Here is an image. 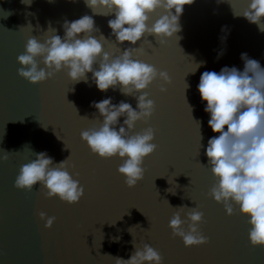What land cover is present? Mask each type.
Wrapping results in <instances>:
<instances>
[{
	"label": "water",
	"instance_id": "obj_1",
	"mask_svg": "<svg viewBox=\"0 0 264 264\" xmlns=\"http://www.w3.org/2000/svg\"><path fill=\"white\" fill-rule=\"evenodd\" d=\"M232 3L242 13L249 0ZM162 12L152 13L150 23ZM85 14L93 15L84 0H32L30 5L0 0V156L10 152L7 160L0 159V264H115L113 257L130 258L133 239L137 246L149 243L158 249L163 264H264V246H253L249 239L250 217L241 214L238 206L235 214L228 215L224 205L208 195L216 177L206 149L208 140L219 133L208 124L207 102L198 90L204 71L220 72L225 66L243 71L242 53L264 67V32L246 18L234 17L227 0H194L180 17L178 42L173 37L159 44L158 38L147 36L136 45L117 44L121 51L143 48L139 59L172 77L171 83L157 78L144 90L155 101L156 111L147 123L138 121L134 131L156 129L153 142L158 148L145 158L144 178L129 188L117 170L122 159L94 154L80 133L97 117L103 120L93 101L111 97L114 104L125 101L136 108V97L122 94L119 87L99 90L92 73L87 74V82L79 83L72 81L67 69L41 83H31L18 73L22 65L17 57L25 52L28 38L43 42L53 34L63 37L64 21ZM114 18V14L94 15L100 29L94 35L99 38L102 33L110 40L104 50L119 55L108 26ZM49 27L56 33L47 32ZM197 64L200 67L191 73ZM95 67L99 69V62ZM186 82L190 87L185 91ZM125 118H119L120 125ZM196 120L201 121V148ZM39 152H47L54 163L72 154L69 171L74 178L80 173L85 188L78 203L46 197L39 183L31 191L15 186L20 167ZM181 205L198 206L204 213L200 228L208 243L185 247L181 237L172 236L169 221ZM40 211L56 217L51 228L44 226Z\"/></svg>",
	"mask_w": 264,
	"mask_h": 264
},
{
	"label": "clouds",
	"instance_id": "obj_2",
	"mask_svg": "<svg viewBox=\"0 0 264 264\" xmlns=\"http://www.w3.org/2000/svg\"><path fill=\"white\" fill-rule=\"evenodd\" d=\"M227 2L234 17H244L264 32V0H249L248 7L242 13L235 10L232 0ZM22 3L30 5L32 0H22ZM84 3L93 15L85 14L76 20H65L63 37L53 34L43 42L35 36L28 38L25 52L17 57L22 65L18 73L31 83L44 82L64 69L68 70L67 74L74 83L87 82V74L92 73L99 90L119 87L122 94L136 97V108L125 101L114 104L111 97L93 101L92 106L98 109L103 120L97 117L93 126L80 133L81 139L94 154L104 159L116 156L122 159L117 170L124 177L125 184L132 188L145 176V158L158 148L153 142L156 129L148 126L142 131H134L138 121L147 123L156 111L155 101L144 90L157 78L171 83L172 77L166 70L139 59L144 54L143 48L128 47L121 51L117 44L127 41L136 45L147 36L158 38L159 44H165L166 38L173 37L178 42L181 39L177 35L181 31L180 17L185 5L193 4L194 0H84ZM158 9L163 10L162 14L150 23L152 13ZM112 14L115 18L108 20V26L112 30L111 35L116 38L119 55L104 50L105 42L110 40L102 33L99 38L94 35L100 32L94 15ZM47 32L56 33V29L49 27ZM241 59L245 62L243 71L227 66L220 72L204 71L198 84L201 98L207 102L204 110L210 114L208 124L213 132L219 133L208 140L206 149L208 165L216 177V183L208 195L222 203L228 215L235 214L238 206L241 214L250 217L251 244L264 246V67L258 60L249 58L247 53H242ZM97 62L98 70L95 67ZM41 63L44 67L40 66ZM199 67L200 64H197L191 73H195ZM189 87L186 82L185 91ZM160 90L166 92L167 88L161 85ZM185 100L188 104L186 95ZM188 106L192 115V107ZM122 116L126 118L120 125L119 118ZM196 121L200 128L201 148V121ZM117 125H120L118 130ZM57 137L62 139L59 135ZM65 147L68 148L66 144ZM9 153L4 151L0 159L7 160ZM71 155L54 163L47 152L35 153V159L20 167L15 186L31 191L39 183L46 197L58 196L69 204L78 203L85 195V188L78 178L80 173L76 172L74 178L69 171ZM169 189L167 191L176 194ZM175 209L168 225L172 229V236L181 237L185 247L208 243L209 238L200 228L204 213L199 207L181 205ZM182 214L185 218H182ZM38 215L46 221V228H51L56 220L55 216H48L44 211ZM132 228L129 229L131 234ZM113 239L118 241L120 238ZM132 243L135 251L130 258L113 257L115 264H163L162 254L151 244L137 246L134 239Z\"/></svg>",
	"mask_w": 264,
	"mask_h": 264
}]
</instances>
